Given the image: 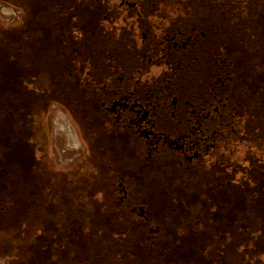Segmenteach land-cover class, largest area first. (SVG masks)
<instances>
[{
    "label": "flooded vegetation",
    "instance_id": "1",
    "mask_svg": "<svg viewBox=\"0 0 264 264\" xmlns=\"http://www.w3.org/2000/svg\"><path fill=\"white\" fill-rule=\"evenodd\" d=\"M2 1L17 13L13 24L3 27L0 23V30L4 29L0 36L10 40L8 44L0 40V174L9 172L2 168L4 163L23 169L16 177L28 179L35 192L32 175L37 171L43 180L42 190L36 186L37 198L52 193L56 205L62 202L66 188L60 186L61 178L68 174L51 167L46 148V121L51 108L59 107L83 143L86 161L111 162L104 166L112 172L114 161L121 162L128 154V160L157 159L155 168L166 177L158 176L155 182L163 184V189L173 186L175 175L189 176L191 184L207 177L212 189L207 190L208 196L220 199L212 191H219L221 180L242 173L244 181L256 179L255 190L247 188L251 180L245 185L253 199L264 192V103L242 97L248 87L239 81L247 77L236 63H242L239 52L248 49L250 57L256 58V28H251V36L244 34L248 28H217L218 15L210 32L201 30L205 26L198 25L193 14L197 9L184 8L185 0ZM240 37L245 41L237 49L235 41ZM247 74L256 86L249 90H258L256 94L263 98L264 71L254 66ZM241 146L253 148L247 152L245 165L240 162ZM235 153L237 164L230 165L227 174L230 169L225 167ZM136 168L143 174L141 167ZM109 169L105 175L110 177ZM115 175L112 185L117 192L106 195L111 201L107 202L124 207V218L132 220L131 242L143 241L157 255L158 263L167 254L162 244L167 238L178 241L179 247L188 243L197 221L185 224L189 225L184 230L186 237L146 228L145 205L127 204L129 182L124 175ZM138 175L135 184L142 179ZM80 178L77 176V182ZM238 181L242 183L241 176ZM192 187L189 191L195 189V197H202L205 190ZM177 202L178 208L184 207V202ZM112 220L105 215L96 222L113 227ZM217 220H221L218 215ZM175 252L163 263L177 264L181 255L188 254L179 249Z\"/></svg>",
    "mask_w": 264,
    "mask_h": 264
},
{
    "label": "rangeland",
    "instance_id": "2",
    "mask_svg": "<svg viewBox=\"0 0 264 264\" xmlns=\"http://www.w3.org/2000/svg\"><path fill=\"white\" fill-rule=\"evenodd\" d=\"M185 2L184 8L191 6L197 9L193 14H196L198 25L206 27L200 28L201 30L210 32L214 17L218 15L220 20L217 28L227 30L248 28L244 33L246 36H251V28H256L254 35L258 51L256 58L250 57L248 49V52H239L237 56L241 58L242 63L241 61L236 63L239 65L240 73L247 77L240 78L239 81L241 85L245 84V88L248 87V93L242 97L246 99L254 97L258 102L264 103V97L260 98L259 94H256L258 90L255 93L249 90L250 86L254 88L256 86L251 84L253 80L247 74L254 66L257 70L264 71V0H185ZM15 13H17L15 8L0 0V23L3 27L4 24L11 25L15 22ZM3 34L4 29L0 30V35ZM71 34H75L74 30ZM88 40L89 38L83 39L85 42ZM242 41H245L244 37L236 39L237 49L241 48L239 44ZM247 41H250L249 37ZM194 73L193 70L192 74ZM46 122L49 164L68 174L61 178L63 184H60L64 185L66 192L65 195L61 194L62 202L59 201L58 205L54 203L52 193L38 199L36 186L43 189V180L42 178L39 180L38 172L30 170L33 171L32 176L35 180L33 192L29 188L32 184L28 179L24 176L16 177L23 169L17 170V166L2 163V168L8 169L10 173L7 171L0 174V264H164L163 259L172 258L170 253L178 249L179 252L184 250L188 254L181 255L177 264H185L186 261V264H264V208L261 206L262 202L259 205L264 192H259L258 199L255 200L251 193L245 191V185L249 180L251 181L248 190L252 187L256 189L255 177L254 180L250 177L244 181L242 173L236 174L235 178L228 175L224 181L221 180V184H218V190H221L222 194L219 191H212L214 196L221 195L220 199L208 196L207 190L212 189L206 183L210 182L207 177H199L201 178L199 182L191 184L189 176L175 175L172 177L173 186L163 189V184L157 185L155 182L158 176L163 179L166 177L164 172L158 173L156 170L155 167L159 165L157 159L128 160L129 156L125 154L121 162L114 161L116 167L113 165L112 172L104 166L107 163L111 165V162L97 158L93 162L86 161V149L78 140L68 115L61 108H51ZM30 138L33 139L31 136ZM10 147L11 142L9 150ZM252 149L249 146L248 148L241 146L239 157L242 165H245L244 160L248 158L247 152H251ZM237 158L238 154L235 153L229 160V165L225 167V170L230 169L227 174L231 172L230 165L237 164ZM137 165L141 167L143 174L139 170L136 172ZM106 168L110 170V177L107 173L105 175ZM124 172L132 174L128 177L123 174ZM135 172L143 179L140 180L137 176L139 180L136 184ZM12 173L13 177L10 175ZM116 173L124 175L131 187L128 188L130 193L127 204L145 205L148 218L146 228H162L166 234L186 237L184 230L188 229L189 225L185 224H189L190 220L197 221L196 226L191 227L194 230L190 233L192 235L188 243L179 247L178 241L174 243L168 241L169 238L162 243L167 254L162 256L161 263H158L157 255L147 249L143 241L133 239L131 242L129 233L133 231L130 227L132 220L124 218V207L116 202H107L111 201L106 195L110 196L111 193L117 192L112 185ZM77 176H81L79 182L82 179L83 183L77 182ZM240 176L242 183H238ZM52 179L49 178L50 181ZM228 180L233 182L231 186L227 184ZM192 186L205 190L202 197H195L196 190ZM191 187L194 189L192 192L189 191ZM189 194L193 195V200ZM177 199L184 202L183 208L177 207L179 205ZM71 205L75 206L70 208ZM105 215L113 219V227L109 225L111 220L110 223L103 225H108L107 229L97 224L96 219L103 220ZM217 215L221 220H217ZM122 254H128L129 259Z\"/></svg>",
    "mask_w": 264,
    "mask_h": 264
},
{
    "label": "trees",
    "instance_id": "3",
    "mask_svg": "<svg viewBox=\"0 0 264 264\" xmlns=\"http://www.w3.org/2000/svg\"><path fill=\"white\" fill-rule=\"evenodd\" d=\"M0 40H1V41H5L7 44H8V42L10 41L9 38H5L4 36H0ZM5 47H6V46H5ZM10 52H11V50L8 51L7 55H10ZM0 117H1V116H0ZM2 119H3V117H2ZM261 202L263 203V204H261V206H262V208H264V195H263L261 201H259V205H260Z\"/></svg>",
    "mask_w": 264,
    "mask_h": 264
}]
</instances>
